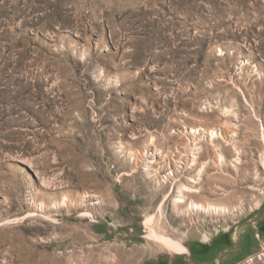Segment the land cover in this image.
Masks as SVG:
<instances>
[{
    "label": "rangeland",
    "instance_id": "rangeland-1",
    "mask_svg": "<svg viewBox=\"0 0 264 264\" xmlns=\"http://www.w3.org/2000/svg\"><path fill=\"white\" fill-rule=\"evenodd\" d=\"M263 226L264 0H0V264H264Z\"/></svg>",
    "mask_w": 264,
    "mask_h": 264
},
{
    "label": "flooded vegetation",
    "instance_id": "flooded-vegetation-1",
    "mask_svg": "<svg viewBox=\"0 0 264 264\" xmlns=\"http://www.w3.org/2000/svg\"><path fill=\"white\" fill-rule=\"evenodd\" d=\"M264 236V226L261 229V233ZM226 238V241L224 239ZM230 242V237L226 236V234L222 235L218 240L213 241L209 246L203 249H193V253L189 251V257L190 259H183L181 261H177L176 264H203L200 260L202 257H208L212 255L222 244H227ZM240 249L239 252H237L238 255L241 254L243 257L245 255V248L250 247L252 245V238L249 236V234H246L241 238L240 240ZM193 255V258H192ZM244 259L242 258L240 261H233L234 264H241ZM164 264H169V263H164ZM220 264V263H219Z\"/></svg>",
    "mask_w": 264,
    "mask_h": 264
},
{
    "label": "bare ground",
    "instance_id": "bare-ground-1",
    "mask_svg": "<svg viewBox=\"0 0 264 264\" xmlns=\"http://www.w3.org/2000/svg\"><path fill=\"white\" fill-rule=\"evenodd\" d=\"M222 160L224 161V156H222ZM176 203L183 204L184 203V195L181 193V195L176 199ZM191 208L193 210L197 209L199 211H204L208 213H223L226 212V208H221V207H216V206H204L202 204H196L192 203ZM151 220V219H150ZM152 238L156 239L159 243L164 245L166 248H168L170 251L177 253V254H182L184 252H187L188 249L179 241L170 238L165 235H160L156 232L151 235Z\"/></svg>",
    "mask_w": 264,
    "mask_h": 264
}]
</instances>
